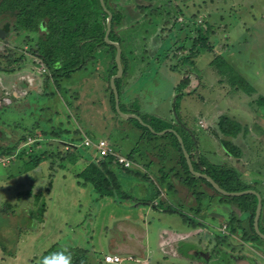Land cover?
Here are the masks:
<instances>
[{"label":"rangeland","instance_id":"374dc122","mask_svg":"<svg viewBox=\"0 0 264 264\" xmlns=\"http://www.w3.org/2000/svg\"><path fill=\"white\" fill-rule=\"evenodd\" d=\"M111 3L122 16L116 32L125 62L139 69L131 93L121 84L123 108L133 96L141 110L186 126L197 156L234 168L264 199V104L258 102L264 96V0ZM9 20L0 18V28L10 33L0 35V264H41L54 246L88 251V264H112L104 259L114 252L133 257L122 264H234L236 254L238 264L247 258L264 264V239L248 241L251 233L242 234L236 221L230 228L233 215L243 216L239 206L200 180L197 191L205 197L198 199L185 185L172 137L142 139L134 123L112 108L107 49L70 77L54 78L30 50L36 33L13 30ZM201 30L208 43L188 59ZM219 56L227 63L213 61ZM187 73L192 83L177 104L175 81ZM221 115L248 129L229 137L242 148L240 157L228 153L218 136H224ZM65 128L71 132L44 137ZM102 142L112 148L110 154L101 153ZM7 148L11 151L3 153ZM22 149L59 152L65 165L56 155L26 170L28 154L15 157ZM103 162L118 176L114 196H101L94 183L85 184L89 163L101 168ZM5 203L12 204L11 211L1 209ZM242 225L250 229L248 218Z\"/></svg>","mask_w":264,"mask_h":264},{"label":"trees","instance_id":"16d2710c","mask_svg":"<svg viewBox=\"0 0 264 264\" xmlns=\"http://www.w3.org/2000/svg\"><path fill=\"white\" fill-rule=\"evenodd\" d=\"M106 6L111 10L113 14L112 18V31L110 38L114 41L120 40L116 27L120 24L122 16L120 11L113 6L111 0H105ZM7 10L11 12L13 16V27L18 29H30L31 31H37L40 28H45L43 30L42 36L37 42V53L41 57L47 66L51 70L52 77H70L72 73L79 69H83L87 66L89 62H94L97 59V52L100 49H107L106 52H110L112 56L111 69L108 76V82L111 77L117 72L118 66L116 62V52L117 47L113 44L108 43L105 40V35L108 28V18L109 13L105 10L102 5L101 0H0V18H2ZM42 21H46V26H43ZM205 33L200 31L198 38L193 40V46L190 48L191 56L188 59L194 58L200 51L197 49L198 45H207L208 37L204 35ZM183 49L186 46H182ZM222 57H217L214 62L218 60V65L221 64L220 59ZM122 60L125 64L124 75L127 73V67L125 63V55L122 54ZM226 62V60L221 59ZM227 63V62H226ZM225 64V63H224ZM176 69V68H175ZM190 72V70H188ZM123 75V76H124ZM191 73H187L183 76V79L177 85V104L178 99L183 93L186 87L190 85ZM123 76L116 80L117 87L120 90ZM245 81L241 83L242 86H246ZM111 105L116 111V98L111 85ZM252 89V90H251ZM250 90L252 93L255 91L253 87ZM120 92V91H119ZM188 93V92H187ZM251 93V94H252ZM250 94V93H249ZM258 102L264 104V96L258 98ZM123 111L128 113H136L141 116L146 124H143L137 118H130L128 120L132 121L140 131L141 138L152 134L155 135L154 138L169 137L171 136L169 142L176 148L180 155V162L182 164L183 170L186 175L183 176V181L186 186L193 189V193L197 195V198L205 197L206 193L198 192L197 188L202 181L203 183L210 186L217 194H220L223 199L230 201L229 203H235L239 206L243 213V216L236 220L235 215L232 216L230 221V228H232L234 222H238V230L242 231V234L247 233V239L252 242H257L259 239H264L254 227V218L256 215V210L258 206V196L255 193H246L239 196L223 195L218 192L212 183L204 177H196L191 172L189 165L187 163L184 150L179 141V138L175 132H167L163 135H158L152 131L149 127L151 125L156 131H162L167 128L175 129L180 135H182L184 144L191 155L194 167L197 171L206 173L213 177L215 181L227 191H243L246 189L256 188L246 182L239 173L234 169L226 165H219L210 162L204 156H197L195 149L197 146L193 140L192 132L182 125H176L171 121L165 120L159 116L152 115L149 113H142L139 105H134L132 110L128 108H123ZM117 113V111H116ZM118 114V113H117ZM119 115V114H118ZM149 124V125H147ZM219 132L224 136H221L218 132V136L221 137V142L225 147L226 151L230 154H234L236 157H240L243 154V150L240 146L235 145L229 137L237 136L242 130L247 131V127H244L240 122L232 119L228 115H221L218 121ZM80 132V130H76ZM70 129L65 128L57 133V131L44 132L45 138L51 137H61L64 133H70ZM44 138V140H45ZM42 140V141H44ZM42 143L41 141H39ZM11 148H7L3 153H8ZM135 150L129 153V157H133ZM25 154H28V159L26 160V170H31L38 166L41 162L45 161L48 157L58 156L61 159V165H65L66 156L61 155L59 152L53 153L48 149L42 150L41 153L31 151L27 152V149H22L18 155L22 158ZM69 155H74L73 153H68ZM113 164V163H112ZM122 170L128 173L133 172L127 167H122ZM86 176L85 184L91 182L94 183L98 192L101 196H114L115 192L119 190L120 183L118 184L116 177V171L112 170L111 166L107 162L101 164V168L93 163H89L87 170L83 174ZM113 179L110 181L108 177ZM200 180V181H199ZM199 181V182H198ZM170 186H172L170 184ZM262 195V194H261ZM201 196V197H200ZM11 203H5L1 208L3 211H11ZM264 207V199H263ZM44 209V208H43ZM198 209H201L199 207ZM248 218L250 229L242 225L243 219ZM262 218V214H261ZM260 218V228L264 232V226L261 225ZM235 229V228H233ZM251 230V232L249 231ZM72 254V264H88V251H83L80 248L69 249ZM55 246L48 249L43 258L55 253ZM42 258V260H43Z\"/></svg>","mask_w":264,"mask_h":264},{"label":"water","instance_id":"95a60500","mask_svg":"<svg viewBox=\"0 0 264 264\" xmlns=\"http://www.w3.org/2000/svg\"><path fill=\"white\" fill-rule=\"evenodd\" d=\"M102 2V5L104 6L105 10L109 13V18H108V28H107V32H106V35H105V40L110 43V44H113L117 47V54H116V62H117V66H118V71L116 74H114L111 79H110V84H112V89L114 91V94H115V98H116V111L117 113L126 118V119H130V118H137L139 119L143 124H146L143 119L141 118L140 115L136 114V113H128V112H125L122 110L121 108V105H120V93H119V89L116 85V79L117 78H120L123 76L124 74V66H123V61H122V54H123V48H122V45L119 41H114L110 38V35H111V31H112V18H113V14L111 12L110 9H108V7L106 6V2L105 0H101ZM149 125V124H147ZM150 129L152 131H154L155 133L159 134V135H163L167 132H175L179 138V141L182 145V148L184 150V154L188 160V163H189V166H190V170L191 172L194 174V175H197L199 177H204L206 179H208L212 185L215 187V189L220 192L221 194L223 195H231V196H239V195H243V194H246V193H255L257 194L258 196V206H257V210H256V215H255V218H254V227L256 229V231L258 232V234H260L263 238H264V232L261 230L260 228V218H261V214H262V211H263V199H262V196L261 194L254 190V189H246V190H243V191H227L225 190L224 188H222L216 181L213 177L209 176L208 174L206 173H202V172H199L195 169L194 167V164H193V161H192V158H191V155L190 153L188 152L185 144H184V140H183V137L173 128H167V129H164L162 131H156L151 125H149ZM246 264H250L249 262H247Z\"/></svg>","mask_w":264,"mask_h":264},{"label":"crops","instance_id":"0c3cea01","mask_svg":"<svg viewBox=\"0 0 264 264\" xmlns=\"http://www.w3.org/2000/svg\"><path fill=\"white\" fill-rule=\"evenodd\" d=\"M175 38V37H174ZM173 38V39H174ZM173 39H171V41H172V43H173ZM158 47L159 45L158 44H156L155 45V47ZM123 48V47H122ZM171 47L169 48V52L171 51ZM125 51L123 50V53H124ZM168 52V53H169ZM111 56V53L110 52H106V56L104 57V60H105V58L106 57H108V56ZM169 55V54H168ZM135 59V58H134ZM123 61V60H122ZM105 62H106V60H105ZM126 63V62H125ZM106 66V71L109 73L110 72V69H111V60H109V58H108V60H107V62H106V64H105ZM123 66H124V68H125V64H124V62H123ZM126 67H127V73H125V78H124V80L122 81V85L124 86V87H126V88H129V91H130V93L132 92V86H133V82L137 79V77H138V73H137V71L139 70V69H137L136 71H135V67H133L132 69L130 68V65H129V63H126ZM137 68V67H136ZM124 75V74H123ZM176 82V86L178 85V81H175ZM190 83H192V81L190 82ZM175 92H176V90H174L173 89V91H172V96L175 94ZM133 94H134V92H133ZM106 99V98H105ZM110 101H111V99H110ZM134 104H135V99H134V97L132 96L129 100H128V102H127V105H128V109L129 110H132V108L134 107ZM141 111H143V112H145V110L144 109H142ZM145 113H149V112H145ZM149 114H152V113H149ZM152 115H155L154 113L152 114ZM157 116V115H156ZM160 117V116H159ZM162 118V117H161ZM169 121V120H168ZM258 126H260V124H257ZM260 128V127H259ZM159 135V134H158ZM147 161H151V160H149V159H146ZM146 160H142V161H146ZM148 163V162H147ZM177 163L178 164H180V166L182 167V164H181V162H180V158H179V160L177 161ZM143 164H145V165H147L145 162H143ZM148 166V165H147ZM138 171H141V170H138ZM141 172H143V171H141ZM162 172V170L160 171V173ZM181 195V194H180ZM193 196V195H192ZM184 198V197H183ZM185 199V198H184ZM189 201H190V199H189ZM163 211H167L166 209H163ZM110 253H112V252H110ZM115 254H121L120 252H114ZM102 261H103V258L101 259Z\"/></svg>","mask_w":264,"mask_h":264},{"label":"flooded vegetation","instance_id":"af4514ba","mask_svg":"<svg viewBox=\"0 0 264 264\" xmlns=\"http://www.w3.org/2000/svg\"><path fill=\"white\" fill-rule=\"evenodd\" d=\"M5 13V15L4 16H8V17H10L12 20H9L8 21V23H9V25L11 26V28L13 29V30H17L16 28H14L13 27V16L11 15V12L9 11V10H7L6 12H4ZM42 24H43V26H46V21H42ZM18 30H30V29H25V28H22V29H18ZM17 30V31H18ZM43 30H46L45 28H40V29H38L37 31H31V32H35L36 33V37H32V38H30V42H31V47H30V50H31V52H32V54H34L35 56H38L39 54L36 52L37 51V49H38V46H37V42H38V39L42 36V34H43ZM117 31V30H116ZM0 35L1 36H5L6 38H8L9 36H10V33H9V31H5V30H3L2 28H0ZM121 43V42H120ZM122 45V44H121ZM11 53H12V51H11ZM29 55H31V54H29ZM31 56H33V55H31ZM34 57V56H33ZM21 59V58H20ZM23 60V59H22ZM23 63H24V61H23ZM249 241V240H248ZM237 255V257L235 258V262H236V264H238L239 262H238V260H239V258H238V256H240V254H236ZM237 260V261H236ZM235 262H234V264H235ZM238 262V263H237ZM247 262H249L250 264H259V262H258V260L257 259H250V258H247V259H245L244 260V262H243V264H246Z\"/></svg>","mask_w":264,"mask_h":264},{"label":"built area","instance_id":"2783aa9c","mask_svg":"<svg viewBox=\"0 0 264 264\" xmlns=\"http://www.w3.org/2000/svg\"><path fill=\"white\" fill-rule=\"evenodd\" d=\"M86 142L88 144L92 143L91 140L87 139ZM105 142H102V144L99 145L100 148H102V154H105V155H108L111 153L112 151V148H110L109 146H105ZM119 161L120 162H124L125 165L124 166H128L129 165V162H128V158H123V157H120L119 158ZM118 162V161H117ZM126 259H130L132 260L133 257L132 256H129L128 258L127 257H124L122 256L121 254H107L105 256V262L106 263H112V264H122Z\"/></svg>","mask_w":264,"mask_h":264},{"label":"clouds","instance_id":"9594fccd","mask_svg":"<svg viewBox=\"0 0 264 264\" xmlns=\"http://www.w3.org/2000/svg\"><path fill=\"white\" fill-rule=\"evenodd\" d=\"M41 264H72V254L64 248L44 257Z\"/></svg>","mask_w":264,"mask_h":264}]
</instances>
